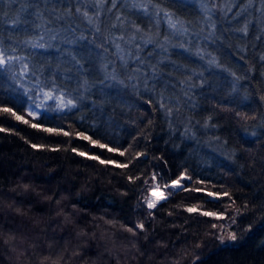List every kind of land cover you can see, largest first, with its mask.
<instances>
[{"label": "trees", "instance_id": "obj_1", "mask_svg": "<svg viewBox=\"0 0 264 264\" xmlns=\"http://www.w3.org/2000/svg\"><path fill=\"white\" fill-rule=\"evenodd\" d=\"M66 5L67 0L60 7ZM235 5L227 15L217 10L212 32L198 0L162 3L186 22L190 33L170 38L184 47H169L167 53L152 44L143 46L139 54L145 60L140 67L148 73L146 90L143 77L133 87L136 81L127 79L115 49L108 43L107 52L98 47L103 38L82 18H74L75 33L61 31L67 25L53 19L43 3L40 18L30 5L0 0V45L9 55L27 57L24 62L35 72L13 79L0 70V108H11L29 121L0 113V128L8 129L0 131V264H264V13L260 0L251 5L235 0ZM245 5L247 10L237 17ZM18 15L27 24L13 26L10 21ZM131 18L149 27L138 13ZM101 19L105 35L119 34L109 30L108 17ZM245 23L247 34L238 31ZM168 31L162 21L161 37ZM55 32L60 36L49 39ZM41 35L40 42L50 47L24 43ZM81 35L87 39H77ZM107 61L108 72L115 68L124 85L106 78L102 65ZM137 63L130 61L129 68ZM151 67L158 69L155 79ZM40 89L64 93L76 107L60 109L59 101L46 100L39 115L29 117L33 101L44 100ZM161 93L172 99L170 118L159 107ZM32 123L41 129L63 128L70 136L34 129ZM77 133L125 155L93 146ZM79 152L131 163L119 168ZM153 172L161 184L186 172L193 181H205L184 182L187 187L227 191L230 198L209 203L212 198L203 193L179 192L148 210L144 197L154 183ZM188 206L224 218L188 213ZM138 222L146 232L125 230ZM230 232L236 234L234 241Z\"/></svg>", "mask_w": 264, "mask_h": 264}, {"label": "snow or ice", "instance_id": "obj_2", "mask_svg": "<svg viewBox=\"0 0 264 264\" xmlns=\"http://www.w3.org/2000/svg\"><path fill=\"white\" fill-rule=\"evenodd\" d=\"M7 3H21L22 5H30L36 11L33 13L40 18H43V13L39 10V4L43 3L46 6V10L50 11L53 15V19L56 21H64L67 25L66 30L61 29V31H67L75 33L76 29L73 27L74 18L80 17L87 24L92 28L94 35H99L103 38L104 43L98 45V47L102 48L104 52H107L108 49L105 48V43L111 44V46L115 49V56L121 63V67L125 70V74L128 80L136 81V84L133 87H137L140 82V77H143V83L146 90L148 89V73L145 72L140 65L145 63V60L140 56V52L143 51V46H147L152 44L155 48L160 49L162 52L167 53L169 47H184V44L174 45L171 42L170 38H175L178 36H188L190 33V29L186 26V22L175 18V14L167 8L162 7V3L168 2V0H67V5L65 7H60L61 5L65 4V0H6ZM200 5L202 14L206 22L209 23L212 32L215 31V22L213 21V15L219 10L220 13L227 15V13L231 12L233 7H235V0H221V3H217V0H198ZM253 0H248V5H251ZM261 8L259 11L264 13V0H260ZM48 5L52 7L50 9L47 8ZM110 5V6H108ZM118 5L120 6L118 8ZM245 5L237 12L235 15L238 17L242 15L246 10L247 6ZM74 9V11H73ZM127 9L130 15H126L123 11ZM113 10H116L114 13V19H111L113 15ZM21 12L26 11V8L22 7L20 9ZM139 14L143 16L147 22L149 27L147 29L142 27L141 24L136 22V19L131 18V15ZM163 14V15H162ZM6 15V14H5ZM102 17H108L110 23L108 25L109 30H118L119 34L111 33L109 35H105L103 32L101 25L105 23L102 20ZM2 19V17H0ZM165 22L168 27V33L161 37L160 35V24L161 22ZM8 23L9 21H4ZM10 23L18 27L21 24H27L26 19H21L18 15L15 19H12ZM47 23H51V21H46ZM155 28V31H153ZM238 31H241L247 34L248 31V24L245 23L244 26ZM212 32L209 33V36L212 35ZM198 35V33H195ZM60 36V32H55L53 35L49 37L51 40H56ZM44 39V36L41 35L39 39L33 40L28 39L25 40L24 43L32 48H48L50 47L49 44L41 43ZM79 40L87 39L85 36L81 35L77 37ZM66 43H74L75 41L72 39H66ZM133 49L135 51H133ZM15 51V49H13ZM199 54V53H197ZM27 57L25 56H16V55H9L5 48L0 45V70L4 71L5 73H11L12 78L16 79L17 76L23 77L27 79L29 73L35 75V72L32 68H30L29 63H26ZM75 59V57H73ZM264 59V57H262ZM135 61L137 63V67L135 69L129 68V62ZM19 62V70H16V64ZM76 63L80 65L81 70L83 69V65L80 64L79 60H76ZM111 61H107L102 65V70L106 74V78L116 81L117 83L124 85L125 82L122 79H119V74L116 72L115 68L112 71L108 72V65ZM35 71H39L42 74L41 69H36ZM158 69L156 67H151V72L153 78L157 77ZM202 75V74H201ZM235 75V73H233ZM191 77H189V80ZM239 79V77H237ZM187 81H185L186 83ZM36 83H39L37 79ZM87 84L85 80L82 83V87ZM203 81H201V85ZM193 87V85H190ZM87 90V88L85 89ZM42 92L44 100L40 103H36L33 101V105L30 110L27 112L29 117H35L39 115V109L44 104L46 100H57L59 101L58 107L60 109L64 108H74L76 104L73 99H66L64 93H60L59 96L54 95V93L50 91L44 92L43 89L38 90ZM185 96H188V93H184ZM264 99V97H261ZM191 100V97H189ZM160 109L164 110V114L166 118H170L173 115V107L172 99L164 97L163 93L160 94V99L158 100ZM195 107V105H193ZM176 112L179 113V102L177 99V105L175 108ZM0 113H7L14 117L17 121H22L23 123H29V121L24 120L22 115H18L14 112L11 108L2 107L0 108ZM240 115V113H237ZM211 117H209V120ZM151 123V121L149 122ZM34 129H41V125L37 123H32L30 125ZM171 126V124H170ZM207 122L205 123V127H207ZM42 131L46 133H52L55 135H63V136H70L69 131H65L63 128H42ZM0 131H8V129L0 128ZM189 130L186 128L185 132L187 133ZM77 135L85 140L88 141L91 145L97 146L100 149H107L109 152H119L120 156H124L125 152H120L118 148H109L108 145L99 143L97 140H93L90 136L84 135L83 133H77ZM194 135V133H193ZM33 148H43V145L33 144ZM52 151H58L57 148L50 149ZM72 151H76L75 148ZM80 156L88 157L89 159H94L99 161L101 164L109 165L114 164L116 167L119 168H127L129 163H131V159L128 162L117 164L114 160L107 159L101 160L99 155H92L88 156L87 152H79ZM136 156H144L146 153H136ZM158 174L153 172L151 174L150 179L154 182L149 185L148 192L149 195L144 197V203L148 210H153L157 208V205L161 201H167L170 196L176 195L179 192H188L193 191L197 193H203L206 196L212 198V200L208 201L209 203L213 202V200H220L223 197H229L230 193L227 191L224 192H212V191H205V188L202 187H194L190 188L187 187L184 182H193L195 184L204 185L205 181L203 180H195L186 172H182L177 176V178L171 180L170 182H165L161 184L157 181ZM129 181H133V177H128ZM135 179H141V177L137 176ZM162 179V177H161ZM147 182V181H145ZM171 190V191H169ZM235 203V201H233ZM188 213H199L200 215L206 217H216L217 219H223L224 217L217 212L213 211H204L198 206H188L184 209ZM148 215L154 217V213L152 211L148 212ZM171 215V213H169ZM234 222V221H233ZM109 223H112L109 221ZM215 227V225H213ZM125 230L133 235H137L138 232H146L145 225L143 222H138L133 224L131 227L124 226ZM229 238L231 240L236 239L235 232H230ZM220 239L223 241L224 236L221 235Z\"/></svg>", "mask_w": 264, "mask_h": 264}, {"label": "rangeland", "instance_id": "obj_3", "mask_svg": "<svg viewBox=\"0 0 264 264\" xmlns=\"http://www.w3.org/2000/svg\"><path fill=\"white\" fill-rule=\"evenodd\" d=\"M169 191H171V190H169Z\"/></svg>", "mask_w": 264, "mask_h": 264}]
</instances>
